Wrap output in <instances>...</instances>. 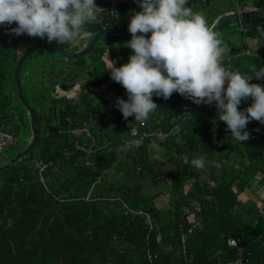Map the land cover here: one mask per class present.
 Segmentation results:
<instances>
[{
    "label": "trees",
    "instance_id": "trees-1",
    "mask_svg": "<svg viewBox=\"0 0 264 264\" xmlns=\"http://www.w3.org/2000/svg\"><path fill=\"white\" fill-rule=\"evenodd\" d=\"M191 1L201 7L199 0ZM122 19L112 20L111 26H122L114 25ZM84 29L96 32L100 27L87 23ZM243 33L245 39L262 35L264 18L251 19ZM219 38L224 44L225 36ZM46 43L62 48L56 41ZM2 47L9 48L7 43ZM236 50H231L230 58L223 56L226 69L252 77L255 70L264 67V54ZM91 52L99 54L103 70L94 82L92 78L82 87L88 89L86 92L110 73L102 48L94 46ZM0 53L4 56L0 58L1 110L7 102L2 89L9 67L1 48ZM248 61L253 64L250 68L244 64ZM76 66L86 71L84 62L78 61ZM249 83L264 87V79L255 76ZM117 86L114 83L107 89L115 91ZM81 93L82 99L88 94ZM178 96L173 92L165 100L153 94L158 108L143 124L134 116L123 118L114 107L116 95L97 104L88 97L82 110L65 104L53 121L44 117L33 148H37L38 158L31 156V150L0 171V264H184L182 246L192 255L189 264H215L236 257L228 238L242 247V264H264V219L258 212L250 216L241 212L239 199L254 177L246 179L250 171L261 172L263 176L254 177L258 182L264 178V124L250 120L244 129L250 138L237 142L219 120L215 101L195 105L182 119L176 106ZM121 99L127 101L128 96ZM251 103V98L242 100L238 110L244 111ZM8 117L0 115V129H6L1 119ZM83 122L90 130L97 127L104 132L100 140L92 133L95 144L91 154L74 147L75 128ZM134 126L166 135L142 140L137 148L126 147ZM67 133L73 136L59 139ZM153 143L161 147V156L156 155ZM199 158L205 162L202 169L192 165V160ZM37 160H50L55 169L48 167L39 173ZM235 167L239 173L234 172ZM153 187L158 190L153 191ZM164 195L167 206L160 207L158 198ZM126 208L147 212L152 229L147 228L145 214H125ZM189 212L194 214L192 220ZM189 227L192 230L182 244L179 233ZM158 234L160 242H156Z\"/></svg>",
    "mask_w": 264,
    "mask_h": 264
},
{
    "label": "clouds",
    "instance_id": "clouds-1",
    "mask_svg": "<svg viewBox=\"0 0 264 264\" xmlns=\"http://www.w3.org/2000/svg\"><path fill=\"white\" fill-rule=\"evenodd\" d=\"M187 3L140 0L141 11L130 17L131 39L126 42L134 54L119 67L109 59L108 51L104 57L111 79L121 84L128 96L127 101L117 97L114 107L123 118L134 116L143 124L158 108L153 94L167 100L175 92L196 105L215 101L219 120L230 135L237 142L247 141V123L256 120L264 124V87L249 83L253 76L264 79V67L255 70L252 77H244L222 66L225 48L213 30L215 25L209 26L204 16L185 6ZM99 9L94 0H0V25L15 23L17 26L7 31L16 36L76 43L88 35L84 25L96 19ZM148 33L151 35L146 38L144 34ZM248 98L251 105L239 111L238 105ZM132 143L138 146L140 142ZM192 165L202 169L204 159H194Z\"/></svg>",
    "mask_w": 264,
    "mask_h": 264
},
{
    "label": "rangeland",
    "instance_id": "rangeland-1",
    "mask_svg": "<svg viewBox=\"0 0 264 264\" xmlns=\"http://www.w3.org/2000/svg\"><path fill=\"white\" fill-rule=\"evenodd\" d=\"M256 1L259 0H246L245 4H253ZM264 1V0H263ZM195 3V2H194ZM198 4H192L190 3V8L193 10V12L200 13L202 16L205 17V19H210L213 18L215 19L218 14H222L223 11L228 10V9H236L235 3L233 0H211L207 8H202L200 6H197ZM189 7V4H188ZM134 13L131 11V4L128 3L126 7L123 9V19L119 20L118 22L114 23L116 24H123L127 25L130 22V17ZM216 16V17H215ZM264 18V13L259 15ZM17 25L15 23H12L11 25H0V48L4 51L5 55H7L8 60L4 63L8 65V69L5 72L6 82L3 85V93H5L7 97V102L5 107H2L0 110V115H9L12 116V123L13 127H9V122H5V119H1V123L6 129H8V132H11L14 137H15V142L13 145H10L8 147L3 148L2 153L0 155V165H3L6 163L9 159L10 156L16 155L19 151H21L28 143V140L31 137L30 133V119L27 116L26 112L24 111L23 106L20 104L19 100L14 96L15 93V88L13 86V70L14 67L19 60L20 56L24 53L26 50V46L30 44H35V43H40L39 41H44L43 43H46L47 38H40V37H30L27 34H21L19 36H16L10 32L7 31V29L10 28H15ZM94 32H88V35L84 38L79 39L76 43H64L61 44V46L68 50H76L80 46H84L87 41L90 38V35H92ZM140 35V33H137ZM145 37L147 38L151 34H144ZM222 35L225 36V42L223 44L225 50L226 48L228 49V46L230 43H236L238 45H241V43L245 42V35L243 33V30H240L235 24H230L227 26L223 31ZM244 38V39H242ZM84 39V40H83ZM131 39V34L129 31L121 33V34H114V35H105L102 36L97 44L95 45L96 47L102 48L103 53L106 54L108 51L109 53V59L114 60L115 66L119 67L122 64H125L128 62L130 55L134 54L133 50L129 47L126 46V42L130 41ZM83 40V41H81ZM53 42V41H52ZM3 43H8L9 48H4L2 47ZM38 51H42V49H39ZM227 51V50H226ZM44 52V51H43ZM47 54L50 53V55H53L57 62H60V64H64L65 66H72L74 67L77 65L78 61L84 62L86 65V71L83 74H80L78 78H75V82H77L75 85V88L77 87L78 90H81V94L88 93L87 96L82 99L79 94L76 95V92H70L69 94L67 91L63 89H59L62 86L61 81H56L55 83L51 82L50 80H45L44 75L42 74V68H40V65L42 64V61H45L46 58L43 55H38L36 59H30L28 63H25L22 65L21 68V79H22V86H23V95L26 100L30 103V105L34 106L37 111H38V119H40L41 124H39V129H42V122L44 121V117H47L49 121L54 120V116L56 114V111H61L63 109V105L66 104L67 100L71 101L72 105L74 108L77 110H82L83 109V102L87 100L88 97H91L94 100V103L97 104L99 102H103L104 98L108 99L110 95H116V98H123L127 96V93L121 94L120 92L125 91V88L113 81L110 77V74H105L100 80L99 83H96L92 87V91L86 92L88 90L87 88H81L80 84L83 82H86V85H89V80H92L93 82L95 81L97 75L99 74L100 71L103 70V66L100 62V58L98 57L99 54L95 52H89L87 55L82 56L81 58H67L61 55H57L56 53L53 52H45ZM105 54L103 55V58L105 57ZM229 54V50L224 53V56H227ZM241 56V55H240ZM4 57L3 54L0 53V58ZM13 58V62H11L10 59ZM105 60V59H104ZM48 64V63H47ZM246 67H251L253 64L248 62L244 63ZM56 65V64H55ZM57 67V66H56ZM234 67V64H233ZM60 68V67H59ZM109 70V69H107ZM51 72V71H50ZM73 75L75 74L72 73ZM93 74V75H92ZM48 78H51L50 74H47ZM12 77V78H11ZM31 79V80H30ZM27 81H31L27 83ZM102 82V83H101ZM101 83V84H100ZM117 83V87H115V91H118L120 94L115 93V91H112L110 89H107L109 85ZM85 90V91H82ZM67 93V94H66ZM76 95V96H75ZM80 96V98H79ZM123 96V97H122ZM54 98H58L61 103H55ZM64 103V104H63ZM12 111V112H11ZM23 112V119H24V125H21V121H19V117L17 118L19 114ZM58 119V118H57ZM92 120V117H91ZM57 121V120H56ZM114 125V123H113ZM4 129V128H3ZM5 129V130H6ZM91 132L97 137L98 140L101 139V136H104V132L98 130L97 127H94L91 129ZM67 136L72 137L73 135L70 133L68 134H62L60 135L59 139L61 140L62 137ZM76 138L78 139H85L84 136L80 133L76 134ZM97 144L99 145L98 141ZM153 147L155 148L156 155L161 156L162 154L160 153L161 147H159L156 143L152 144ZM33 152L31 156L33 158H38V151L37 148L32 149ZM14 155V156H15ZM13 156V157H14ZM91 157V156H90ZM12 158V157H11ZM90 159V158H89ZM91 161V160H90ZM235 173H239L240 169L239 167H235ZM250 171V176H246V179H248L251 176H256L261 174V172L257 171ZM206 174V173H205ZM249 179L252 180L251 183L255 182L256 180L254 179ZM249 183V185L251 184ZM189 182H186L185 188L188 187ZM249 187V186H248ZM158 190V188H156ZM155 187L152 188L153 191H156ZM147 192V191H146ZM244 193H247V187L244 190ZM250 195H247L248 197L243 199L241 201L240 207H241V212H247V215L250 213H253V211L256 209V207H261L264 205V198L263 197H258L259 204L256 205L255 201V195L249 191ZM159 200V206L160 207H165L167 206V195L162 196L161 198H158Z\"/></svg>",
    "mask_w": 264,
    "mask_h": 264
},
{
    "label": "built area",
    "instance_id": "built-area-1",
    "mask_svg": "<svg viewBox=\"0 0 264 264\" xmlns=\"http://www.w3.org/2000/svg\"><path fill=\"white\" fill-rule=\"evenodd\" d=\"M191 0H188L187 6ZM210 0H199L201 3V6H206ZM235 3L236 9L231 10L227 13L233 12V11H240V10H250L251 8H246L245 7V1L246 0H233ZM94 3L100 8L96 14V19L93 21H89L88 23H93L96 24L100 27V29H105L107 27H111L112 20L116 19H121L123 18V13L121 8L126 7L128 3L131 4V11L133 13L141 11L140 8V0H94ZM115 12V13H114ZM220 14L217 15L215 19L212 21L208 22L209 26L212 25H217L220 19L222 18L223 15L227 14ZM87 24V23H86ZM85 24V25H86ZM84 25V26H85ZM229 70V69H228ZM177 103L176 106L179 109V117L184 119L185 117L189 116L193 107L196 105L194 104L190 99H186L185 97L181 96L179 94L178 98L176 99ZM77 123H80L77 121ZM75 133H80L84 136L85 139H76L74 141V147L75 149L81 150L87 154H91L94 152V144H95V138L89 128V125L85 122L81 123L77 128H75ZM131 135V140L125 142L126 147H131V148H137L141 146L142 140L148 139V138H163L166 134L160 130H148L144 128L143 130H138L136 126H134L130 132ZM88 139L89 141H85ZM132 141H139V145H135L132 143ZM14 142V137L11 133L1 130L0 129V152L2 149ZM89 160L86 158L85 164H88ZM35 166L38 168L39 171L44 170L45 168L48 167H53L55 169L52 161H38L36 162ZM256 204L258 205L259 202L256 201ZM197 211L199 210V206H196L195 208ZM138 213V214H145L146 220H147V228L148 230H151L153 225L150 219V215L147 212H142L138 211L135 209H125L124 213L129 214V213ZM258 215L264 219V205L261 207H258ZM192 216L194 217L193 212H189L188 214V219L192 220ZM191 217V218H190ZM192 228H188L186 231H182L179 233V239L180 242L183 244L186 242V239L191 232ZM161 237L158 234L156 236V242H160ZM228 246L230 248H233L237 255L233 259H227V261H221L218 260L215 264H242L243 260L245 259V255L243 252L242 247L237 243L236 240L233 238H228L227 239ZM180 253L183 256L184 259V264H189L191 262L192 255L186 251V248L184 246L181 247ZM151 254H148V257L151 259ZM156 257L153 255V258Z\"/></svg>",
    "mask_w": 264,
    "mask_h": 264
},
{
    "label": "water",
    "instance_id": "water-1",
    "mask_svg": "<svg viewBox=\"0 0 264 264\" xmlns=\"http://www.w3.org/2000/svg\"><path fill=\"white\" fill-rule=\"evenodd\" d=\"M264 13V7L259 9H250V10H240V11H233L227 13L222 16L218 24L214 27V31L217 32L218 36L222 34V31L229 26L230 24H235L239 29H245L247 22L251 19H254L256 16H259ZM128 25L124 26H111L105 29H100L94 32L87 43L84 46L78 47L76 50L68 51L64 48L58 47L56 45H50L47 43H35L26 46V50L20 56L19 60L17 61L14 70H13V82L15 93L14 96L19 100L20 104L23 106L24 111L26 112L27 116L30 119V133L31 139L28 141L27 145L19 151L14 157L10 158L6 163L0 165V171L7 168L9 165L13 164L20 158L26 156L37 144L38 142V112L35 107L30 105L28 100L25 99L23 95V86H22V79L20 76L22 65L28 63L30 59H36L38 55H43V52H37L39 49L56 53L57 55H61L67 58H81L82 56L87 55L93 47L97 44L98 40L105 35H114V34H121L128 31ZM50 63L48 66H51L53 60H49ZM47 66L46 64H41L40 68L45 69ZM56 65L52 67L50 75L59 72L56 69ZM61 73V72H60ZM62 74V73H61ZM31 80V79H30ZM31 81H27V83ZM56 81H53L55 83Z\"/></svg>",
    "mask_w": 264,
    "mask_h": 264
},
{
    "label": "crops",
    "instance_id": "crops-1",
    "mask_svg": "<svg viewBox=\"0 0 264 264\" xmlns=\"http://www.w3.org/2000/svg\"><path fill=\"white\" fill-rule=\"evenodd\" d=\"M211 1V0H210ZM210 1L208 2V4L206 5V6H201L202 8H207L208 7V5H209V3H210ZM190 3H192V4H195L193 1H190L189 2V7H190ZM245 7L246 8H251V9H259V8H263L264 7V1L263 0H259V1H256L255 3H253V4H245ZM231 10H233V9H228V10H225V11H223V13L222 14H224V13H227V12H229V11H231ZM218 15H220V14H218ZM217 16V15H216ZM215 16V17H216ZM214 18V17H213ZM213 18H210V19H206V21H208V22H210V21H212L213 20ZM240 30H243V29H240ZM91 36V35H90ZM29 38H30V36H29ZM242 39H244V38H242ZM84 40V39H83ZM83 40H81V41H83ZM245 40V42L244 43H241V45H238V44H236V43H230L229 44V46H228V49L226 48V50L228 51L229 50V54L227 55L229 58L233 55L232 53L233 52H231V50L232 49H235V48H237V50L240 52V53H243V51H245L246 50V52H248L250 49L252 50V51H256V52H258V53H262V54H264V33L262 34V35H260L259 37H256V38H254V39H249V38H247V39H244ZM3 44H5V43H3ZM8 44V43H7ZM223 46V45H222ZM224 47V46H223ZM225 50V52H227ZM236 50V51H237ZM235 52V51H234ZM235 54H238V53H235ZM237 57H239V54H238V56ZM228 58V59H229ZM79 72L81 73V74H83V70L81 69V68H79ZM76 92V95L79 93V90H77L76 88H73V89H71V90H69V91H67V93L69 94L70 92ZM66 93V94H67ZM71 94V93H70ZM75 95V96H76ZM54 102H53V104H55V103H61V101L58 99V98H54ZM69 100H72V99H69ZM69 100H67V102H66V104H72L71 103V101H69ZM64 104V103H63ZM256 181L255 182H253V183H251L250 185H249V187L247 188V193H242V195H240L239 196V199H240V201H243V199H245V198H247L248 196L247 195H250V193H248L249 191H251L254 195H255V201H258V197H263L264 198V178H263V180L262 181H259L258 182V179H255ZM247 194V195H246ZM259 202V201H258ZM257 205V204H256ZM257 212H258V207H256V209L253 211V213L254 214H257ZM252 213H250L248 216H250ZM191 218V217H190Z\"/></svg>",
    "mask_w": 264,
    "mask_h": 264
},
{
    "label": "flooded vegetation",
    "instance_id": "flooded-vegetation-1",
    "mask_svg": "<svg viewBox=\"0 0 264 264\" xmlns=\"http://www.w3.org/2000/svg\"><path fill=\"white\" fill-rule=\"evenodd\" d=\"M37 52H43V56H45L44 58H46L45 61H42V64H46L47 67L45 69H43L42 74H41V75H44L45 74L43 76V77H45V80H50L51 82H53V81H61L62 86L59 89H63L65 91H69V90L75 88V85H77L76 84L77 82H75V78H78V76L81 74L79 72V68H80L79 66H76V65L74 67H72V66L70 67L68 65L65 66L64 64H60V62H57V60L55 59V57H53V55H50V53L49 54L45 53V52H48V51L42 50V51H37ZM51 59L53 60V63H52L51 66H48L50 64L48 62ZM55 64L57 66L56 69H58L59 72H56V73L50 75L51 78H48V75L47 74H49V72L51 71L52 67H54ZM82 70H83V73H85V69H82ZM74 72H75V74L73 75L72 73H74ZM77 74H78V76H77ZM84 85H86V82L81 83L79 89H81ZM76 89H77V87H76ZM79 93H80V90H79ZM19 114H20V112H19ZM18 117H19V121H21V125H24L23 112H21V114L18 115L17 118ZM12 121L13 120H12L11 116H9L8 118L5 119V122H9V125L8 126L10 128L11 127H15V126H13Z\"/></svg>",
    "mask_w": 264,
    "mask_h": 264
}]
</instances>
